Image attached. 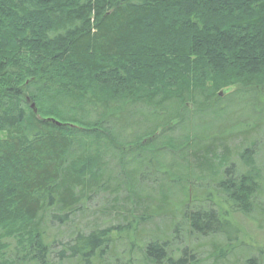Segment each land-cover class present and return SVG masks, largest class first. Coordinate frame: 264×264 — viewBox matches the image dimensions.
<instances>
[{"label":"trees","instance_id":"1","mask_svg":"<svg viewBox=\"0 0 264 264\" xmlns=\"http://www.w3.org/2000/svg\"><path fill=\"white\" fill-rule=\"evenodd\" d=\"M234 105L264 122V0H0V264H264Z\"/></svg>","mask_w":264,"mask_h":264},{"label":"rangeland","instance_id":"2","mask_svg":"<svg viewBox=\"0 0 264 264\" xmlns=\"http://www.w3.org/2000/svg\"><path fill=\"white\" fill-rule=\"evenodd\" d=\"M251 103H252L251 101L248 102V104H251ZM189 109H191V107H189ZM232 110H234V112L232 113V116L228 115L221 120V123L219 125L221 128L227 129L231 124H233L234 126H231L230 130H225V131L236 133L242 129V127L238 126L240 124H237V123L244 121V120H247V121L252 122L253 125L254 124L256 125V128L254 129V131L252 132V134L250 136L254 137L255 139H259V140L264 141V122L260 121L261 120L260 118L256 119L254 117V115H252L251 113H249L247 111L245 112L244 108H242L239 105L232 106ZM239 140H241V139H239ZM262 148L264 151V144L262 145ZM190 162H192V161H190ZM260 169L263 170L264 168L261 167ZM263 196H264V193H263ZM247 230H248L249 236L251 238H253L254 240L260 241L259 239H261V240L264 239V226H260L259 229H255V227L250 225L247 227ZM203 247H204V249H203L204 256H207L208 255L207 248L205 245ZM252 254L242 255L238 259L237 264H243L245 260L251 259L255 253L253 252ZM234 258H235L234 256L229 257L225 264L231 263Z\"/></svg>","mask_w":264,"mask_h":264},{"label":"water","instance_id":"3","mask_svg":"<svg viewBox=\"0 0 264 264\" xmlns=\"http://www.w3.org/2000/svg\"><path fill=\"white\" fill-rule=\"evenodd\" d=\"M31 107H33V106H31Z\"/></svg>","mask_w":264,"mask_h":264}]
</instances>
